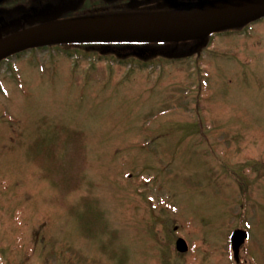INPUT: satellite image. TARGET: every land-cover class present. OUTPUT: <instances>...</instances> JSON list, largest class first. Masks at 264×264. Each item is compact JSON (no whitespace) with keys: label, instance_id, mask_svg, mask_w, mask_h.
I'll return each instance as SVG.
<instances>
[{"label":"rangeland","instance_id":"rangeland-1","mask_svg":"<svg viewBox=\"0 0 264 264\" xmlns=\"http://www.w3.org/2000/svg\"><path fill=\"white\" fill-rule=\"evenodd\" d=\"M246 30L153 74L80 47L0 71V264H264V20Z\"/></svg>","mask_w":264,"mask_h":264},{"label":"water","instance_id":"water-1","mask_svg":"<svg viewBox=\"0 0 264 264\" xmlns=\"http://www.w3.org/2000/svg\"><path fill=\"white\" fill-rule=\"evenodd\" d=\"M264 17V0H198L175 3L162 13L88 17L26 30L0 43V59L35 46L93 42H181L203 40L208 34L238 28ZM247 233L236 229L230 240L238 261ZM176 250L184 253L187 243L178 238Z\"/></svg>","mask_w":264,"mask_h":264},{"label":"flooded vegetation","instance_id":"flooded-vegetation-1","mask_svg":"<svg viewBox=\"0 0 264 264\" xmlns=\"http://www.w3.org/2000/svg\"><path fill=\"white\" fill-rule=\"evenodd\" d=\"M198 0H0V43L36 27L54 24L58 22L84 19L90 17L124 16L145 13H164L173 11L175 3H191ZM264 18L253 21L243 27L208 34L206 39H192L182 42H96L76 44H56L47 46H35L10 54L0 60V71H6L13 60L25 55L41 52H63L66 55L77 56L79 47L84 51H90L94 63L104 61L105 58H117L146 66L143 70L155 73L151 68L154 61L170 63L175 59L192 58L207 60V52L216 50L215 40L226 35L228 39L242 35L248 27L256 26ZM251 34L252 30H246ZM249 32V33H248ZM232 42V41H231ZM72 51V53L70 52ZM217 51V50H216ZM69 52V53H67ZM65 53V52H63ZM85 53V52H84ZM264 56V53H263ZM88 57V56H87ZM200 71V66H199ZM205 75L204 71L198 72Z\"/></svg>","mask_w":264,"mask_h":264}]
</instances>
